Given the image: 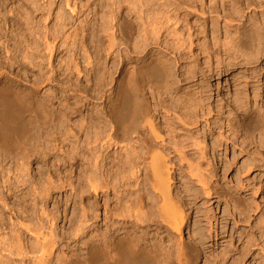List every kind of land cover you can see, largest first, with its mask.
<instances>
[{
  "label": "bare ground",
  "instance_id": "obj_1",
  "mask_svg": "<svg viewBox=\"0 0 264 264\" xmlns=\"http://www.w3.org/2000/svg\"><path fill=\"white\" fill-rule=\"evenodd\" d=\"M29 1L40 19L26 4L22 10L0 1V264H214L197 224L192 240L183 239L195 197L173 189L176 160H187L186 138L207 151L195 134L211 113L193 95L203 80L183 70L178 49L163 39L166 22H180L176 8L163 11L174 3ZM208 15L222 47L234 53V68L259 83L264 0H216ZM60 49L67 53L56 65ZM258 112L243 107L238 126L248 137L262 129ZM188 160L189 176L210 196V176ZM63 194L74 208L61 238V207L49 205ZM260 234H252L251 246L264 264Z\"/></svg>",
  "mask_w": 264,
  "mask_h": 264
},
{
  "label": "rangeland",
  "instance_id": "obj_2",
  "mask_svg": "<svg viewBox=\"0 0 264 264\" xmlns=\"http://www.w3.org/2000/svg\"><path fill=\"white\" fill-rule=\"evenodd\" d=\"M0 1L5 6L10 8L12 6L14 8L21 7L23 8L22 10H25L28 5L34 11V16L40 19V11L38 9L36 11L35 6H32V2L29 0ZM158 1L160 3L168 1L174 3L172 7L163 9L164 13L177 9L180 22L177 26H173L175 21L166 22V25L163 26L165 28L162 32L163 39L172 48L178 49V51L173 49L176 55H182L179 56V65L186 67L183 70H190V72L195 70L199 76L198 79L200 78V81L203 80L204 87L201 86L202 89L193 95L197 94L196 98L204 99L205 102L203 101V104L207 112H210L209 109L211 110V113L206 118L207 122L202 123L199 128V136L195 134L196 138H201L200 140L206 139L205 144L208 147H205V144L202 147L207 148V151L201 147L203 149L202 152L206 151L203 152L205 153L203 155V153L198 151L199 147H196L195 142L187 137L184 157L187 160L189 159L190 162L192 161V163L202 165L201 168L206 173L203 170L202 172L207 177H211L208 178L211 180L209 185L213 184L212 188L215 187V193L212 192L210 196L204 195L200 190V185H197L196 182L195 184L194 178L189 176L187 160L185 162L179 158L176 160L179 170L175 181L176 186L174 185L173 188L174 195H176V191H180L184 193H182V196H185L186 192L188 194L187 197H195H189L192 202V209L189 228H185L183 239L187 242L191 241L193 230L198 228L199 230L197 231L201 232L200 236H202V241L200 242L201 239L199 240L198 238V242H200L201 248L210 257L212 263L263 264L260 249L251 246V237L253 233H257L259 237H262L260 233H264V133L262 132L264 129V77H261V83H257V81L255 82L249 77L248 73H243L242 71L244 70L241 71V68L240 70L234 68V64L237 62L234 60V53L229 47L225 49L222 47L217 28L213 27L209 20L208 5H210V2L215 5L216 0ZM36 3L40 6L44 1L36 0ZM199 3H203L204 7H199ZM204 11L206 12L205 15L202 14ZM66 12L68 16H72L68 9H66ZM136 15H138L137 11H132L128 18L134 20ZM172 15L175 14L172 12ZM190 40L193 42L192 46H190ZM0 51L5 56V50L1 49ZM63 52L64 49H60L58 52L60 56L56 65L60 57L65 56L67 53L66 51ZM115 58H117V55ZM180 69L182 73L183 70L182 68ZM224 70H226V73ZM221 72L222 75L218 76ZM21 73L25 77L24 73ZM117 76L115 75V78ZM248 77L250 82L248 79V81L246 80ZM80 80L82 84L86 85L87 79L84 75ZM23 82L20 85L24 90H28L27 82ZM55 90L61 97L66 96V93L61 88H55ZM176 94L181 95L182 92H177ZM67 95L69 94L67 93ZM235 97L245 102L242 101L241 103L243 104H241L237 102L239 99L236 100ZM69 101L71 104L74 103L73 99ZM245 103L249 107H256L257 111L259 110L258 116L263 121L262 129L255 134V137L246 136L244 131L238 126L239 120L243 118L242 112L243 107L246 106ZM50 107L51 111L54 112L55 107L57 108L58 105ZM192 142H194L195 146ZM35 167L37 166L35 165ZM185 189L190 192L185 191ZM70 195L71 192H69V198ZM195 195H198V197ZM56 196L54 197L56 200L54 199L49 207L51 210L53 207H61L63 216L58 221V232L62 238L70 231L69 220L72 218L74 205L72 201L69 202V206L66 204V197H68L66 194ZM195 199L196 201H194ZM56 202L59 204H57L58 206L53 204H56ZM65 208L67 209V218L64 215ZM195 224H197V228L195 226L194 229L193 225ZM211 224L213 227L212 232L210 230ZM200 229H203L204 232L202 233ZM4 233L9 234L10 232L7 230V232L2 234ZM65 244L61 247L63 248ZM63 249H66V246ZM65 252V254L68 253L67 256L71 257L73 251L65 250ZM203 262L200 261L201 264Z\"/></svg>",
  "mask_w": 264,
  "mask_h": 264
}]
</instances>
